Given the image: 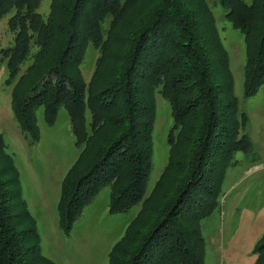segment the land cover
I'll use <instances>...</instances> for the list:
<instances>
[{
	"label": "trees",
	"instance_id": "16d2710c",
	"mask_svg": "<svg viewBox=\"0 0 264 264\" xmlns=\"http://www.w3.org/2000/svg\"><path fill=\"white\" fill-rule=\"evenodd\" d=\"M40 2L0 0V17L13 11L7 23L14 31L13 44L0 47V62L8 70L11 110L29 143L40 139V106L49 125L61 105L69 115L79 150L61 179L59 225L69 233L85 205L110 185V212L140 208L107 264H207L201 221L219 204L236 151L252 147L242 131L248 115L235 93L229 52L207 0H50L46 17ZM219 2L243 34V94L252 95L264 84V0ZM89 42L98 54L86 80L81 63ZM157 90L170 104L173 124L166 162L145 194ZM40 242L0 132V264H57ZM254 251L252 264H264V233Z\"/></svg>",
	"mask_w": 264,
	"mask_h": 264
},
{
	"label": "rangeland",
	"instance_id": "374dc122",
	"mask_svg": "<svg viewBox=\"0 0 264 264\" xmlns=\"http://www.w3.org/2000/svg\"><path fill=\"white\" fill-rule=\"evenodd\" d=\"M207 2L214 12L220 36L229 52L235 93L240 108L248 115V121L242 131L250 135L252 147L247 152L236 151L234 162L227 168L222 183L219 204L201 221V232L205 239V260L207 264H252L256 257L254 247L264 233V84L252 95L243 94V34L227 18V8L220 4L219 0ZM37 10L46 17L50 10V0H41ZM12 12L8 11L0 17V47L13 44L14 31L7 23ZM106 24L105 21L104 25ZM97 54L98 50L89 42L81 63L82 74L86 80L92 73ZM31 59V56L26 59L22 68ZM7 75L5 60H2L0 132L19 169L22 196L29 201L33 211L36 212L38 207L42 211L34 213L41 251L51 256L57 264H107L111 247L122 237L125 227L136 215L140 204H134L126 211L110 212V185H104L91 202L85 205L70 232L65 233L58 224L56 198L60 194L61 178L76 159L79 150L74 143L69 115L61 105L54 123L49 125L43 119V107L40 106L36 111L40 139L29 143L28 138L21 133L11 110V85L5 82ZM155 100L152 166L145 194L152 189L166 162V138L173 124L170 104L158 90L155 92ZM41 188L44 190L45 202L47 200L46 205L43 203ZM51 200H55V204ZM50 214L53 215V220ZM148 214L146 211L143 219ZM158 215L154 213L153 217Z\"/></svg>",
	"mask_w": 264,
	"mask_h": 264
},
{
	"label": "crops",
	"instance_id": "0c3cea01",
	"mask_svg": "<svg viewBox=\"0 0 264 264\" xmlns=\"http://www.w3.org/2000/svg\"><path fill=\"white\" fill-rule=\"evenodd\" d=\"M64 175V174H63ZM63 177V176H62ZM62 179V178H61ZM61 183V182H60ZM41 192H42V194H43V203L46 205V202H47V200H46V202H45V197H44V190H43V188H41ZM26 199V198H25ZM58 199H59V194H58V196H57V198H56V203H58ZM26 201H27V204H29V201L26 199ZM51 202H53V204H55V200H51ZM41 205V204H40ZM42 206V205H41ZM29 209L32 211V214L34 215V217L36 218V216H35V214L34 213H42V211L39 209V207L37 208V210H36V212L35 211H33V209H32V207L30 206V204H29ZM50 213H52L51 211H50ZM53 214V213H52ZM52 214H50V216H51V218H52V220L54 219V217H53V215ZM59 224V223H58ZM48 256V255H47ZM49 257H51V256H49ZM52 258V257H51ZM53 259V258H52ZM54 260V259H53ZM55 261V260H54ZM56 262V261H55ZM57 263V262H56Z\"/></svg>",
	"mask_w": 264,
	"mask_h": 264
}]
</instances>
